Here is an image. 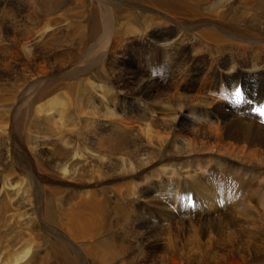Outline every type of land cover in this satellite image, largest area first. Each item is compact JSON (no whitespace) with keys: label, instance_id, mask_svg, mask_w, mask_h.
Here are the masks:
<instances>
[{"label":"bare ground","instance_id":"1","mask_svg":"<svg viewBox=\"0 0 264 264\" xmlns=\"http://www.w3.org/2000/svg\"><path fill=\"white\" fill-rule=\"evenodd\" d=\"M94 1L0 0V264H264V0Z\"/></svg>","mask_w":264,"mask_h":264},{"label":"rangeland","instance_id":"2","mask_svg":"<svg viewBox=\"0 0 264 264\" xmlns=\"http://www.w3.org/2000/svg\"><path fill=\"white\" fill-rule=\"evenodd\" d=\"M24 1V2H23ZM28 1V2H27ZM94 1V0H93ZM95 2V1H94ZM21 5H23L25 8L27 7L28 9H31V5H33L34 6V3H32V4H30V2H29V0H20V6ZM19 6V7H20ZM19 7H17L16 9H17V12H8V14H12V15H14V16H17V18L16 19H20L21 17L23 18V16L26 14V13H24L23 14V12H24V9L22 10V12L21 11H19L18 9H19ZM0 9H1V7H0ZM26 10V9H25ZM32 10V9H31ZM89 16V14H86V16L85 17H88ZM6 16H5V19H3L2 21H6ZM44 26V24L42 25V27ZM78 81L76 80V82L75 81H73V83H77ZM114 82H115V78H114ZM117 82V81H116ZM69 83V82H68ZM64 84V83H63ZM64 91L65 90H60L59 91V93H64ZM58 93V92H57ZM130 123H133L134 124V126H136V127H141V125H142V123L143 122H141V121H139L138 119H131L130 121H129ZM137 124V125H136ZM21 144V143H20ZM22 146V145H21ZM110 210H112V209H110ZM162 252H167V250H162V249H160L159 251H158V254H161ZM157 254V255H158ZM148 255H150V253L148 254ZM159 256V255H158Z\"/></svg>","mask_w":264,"mask_h":264},{"label":"snow or ice","instance_id":"3","mask_svg":"<svg viewBox=\"0 0 264 264\" xmlns=\"http://www.w3.org/2000/svg\"><path fill=\"white\" fill-rule=\"evenodd\" d=\"M240 95H241L240 90L237 89L236 92H235V96L237 97V99L240 98Z\"/></svg>","mask_w":264,"mask_h":264}]
</instances>
